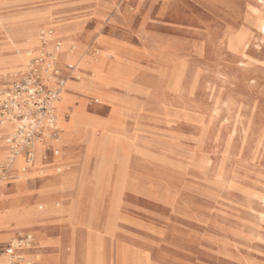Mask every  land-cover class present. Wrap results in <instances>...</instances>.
<instances>
[{
  "label": "rangeland",
  "instance_id": "obj_1",
  "mask_svg": "<svg viewBox=\"0 0 264 264\" xmlns=\"http://www.w3.org/2000/svg\"><path fill=\"white\" fill-rule=\"evenodd\" d=\"M3 1L0 38L9 48L5 29L23 35L24 21L43 3L6 9ZM89 1L100 7L71 15L84 21L82 29L66 31V38L58 29L63 20L56 18L27 46L38 43L40 32L54 30L72 57L63 64L75 66L92 55L88 73H94L100 101L88 103L93 93H71L68 82L59 109L71 111L66 122L93 113L108 139L73 224L60 209L78 193L72 191L74 175L87 167L82 131L88 126L78 124V143L64 146L62 137L56 158L44 148L33 161L23 157L26 166L40 159L41 168L53 157L56 163L27 180L35 179L40 190L55 179L48 190H60L49 204L31 200V208L46 215L44 226L54 238L76 229L70 247L76 264H264V36L254 25L256 17L264 19V0ZM78 2L53 1L65 7ZM107 2L111 7L104 9ZM98 8L103 16L93 15ZM169 10L182 19L169 18ZM9 14L17 15L5 18ZM102 38L110 49L98 45ZM24 67L5 70L3 77ZM2 127L8 135L9 125ZM16 175L0 186V251L2 242L24 233L36 241V232L29 231L36 227L1 229L14 208L25 207L12 200L19 195ZM59 245L39 253L34 263L53 264Z\"/></svg>",
  "mask_w": 264,
  "mask_h": 264
},
{
  "label": "bare ground",
  "instance_id": "obj_2",
  "mask_svg": "<svg viewBox=\"0 0 264 264\" xmlns=\"http://www.w3.org/2000/svg\"><path fill=\"white\" fill-rule=\"evenodd\" d=\"M30 15H29L30 16L29 19L24 24V34L23 35L12 36L11 33L9 32V30L5 29V31L8 34V39L11 42V46L8 49L12 51L13 58L11 60L12 61L11 63L10 62L7 63L6 62L7 60L4 58L0 59V66L1 65L3 66V72L5 70H9V69L14 68V67L16 69L20 65L22 67V64H24L26 67V65L28 63L29 53L32 50H34V49L36 50L38 47H40V38H39V41L36 45H31L30 47L27 46L28 39L31 36H34L35 33L41 27L47 26L49 24V22L56 19L54 17V15L51 14V12L49 10H47V11H41L40 9L37 11L32 10ZM167 16L174 21H180L182 19L181 16H179L178 14L174 13L171 10H169ZM122 17H124V16H122ZM61 24H62V26H60V28L58 27V29H60L64 32V35L66 38H67L66 31H68L72 34L74 33V30H72L74 27H72V28L70 27V25L73 26L71 20H63ZM254 25H255L257 31L259 32V34L261 36H264V19L256 17L254 20ZM44 31L45 32H51V34L48 33L47 39L52 40V41L57 40V41L61 42V40H59L57 38V34L55 33L56 31H54V30H44ZM107 43H108V41L105 38H102L98 45H100L101 48L107 49V47H109L108 49H110L109 45L106 47ZM80 44H82V42H80ZM151 47H153V46H151ZM28 48H29V50H28ZM163 48H164V46H163ZM56 54H58V56L60 58V62L62 61V63H63V60L72 58L67 51L62 50V42H61V47L58 51H56ZM89 55H90V58H85V57L81 58L80 57L78 62L75 63L74 67L76 68V72H74V74L72 75V78L68 82H70V92L71 93L72 92L82 93L84 91L87 93H93V94H91L92 98L90 100H88V103L93 104V102L95 100H97L98 102L100 100L96 96V94H97L96 92L98 91V86L96 85L94 78H92V77H94V73H91V74L88 73V66L92 63V57H91L92 55L91 54H89ZM176 65L177 64H175V66ZM20 68H18V69H20ZM173 70H174V68H173ZM121 71H122V69L119 70L120 73H122ZM9 74L10 73L5 74L3 78L7 77ZM172 74H174L173 71H172ZM68 82L66 83V85H65V87H64V89L60 95L59 100L56 102L57 125L61 129V132L58 135V137L55 139H50V140L48 139V140H45L44 142L36 143L34 146L33 159L30 161L34 160L35 155L38 152L37 150L38 149L41 150L43 148L46 149V153L51 152L52 156L56 155L54 157L55 158L58 157V155L60 154V144H61L62 137H63L64 146H66V143L67 144H69L71 142L78 143L77 138L75 136V133L76 132L78 133V128H79L78 124H80L81 126H85V127L88 126L87 128H89V129L87 130V132L85 130L82 131L84 134H87L85 136L83 134L84 140H85L84 145L86 146V151H87V155H88L87 167H86L83 175H81V174L80 175L77 174L76 176L74 175L75 180H74L73 185H72V191L78 190V193H75V195H71L72 201L67 208L65 206H62V209H60L61 212L66 211V212L70 213V219H71L70 221H72V224H73L74 223L73 215L78 210V203H79V199H80L79 197L82 194L83 188L85 186V182L88 179L89 173L90 172L94 173V170H95L94 165L96 163V158L99 156L100 151L104 148L105 143H103V141L104 140L107 141L108 138H104V134H103L104 132L107 131V128L102 127V124L99 123L100 122L99 118H96L93 115V113H91V114L80 113V114L75 115V118L72 122H66L71 117V111L68 110V111H65L64 113H62L61 110L59 109V103H61L63 94L67 88ZM69 95H70V93L65 94V96H66L65 100L66 101L68 100ZM114 96H115V94H114ZM94 97H96V98H94ZM109 103H110V101H109ZM138 104H140V103H138ZM94 111L99 113L100 111H102V109L98 110V109L94 108ZM0 124H1L0 131H1V129H6L5 127H2L3 124L9 125L7 122L2 121L1 119H0ZM9 130H10L9 134H11L13 129L10 125H9ZM65 130H66V133H64ZM1 132H0V139L2 140V137L4 134ZM63 133H64V135H63ZM80 135L82 136V134H80ZM1 140H0V145H3L4 142H2ZM38 155H39V153H38ZM4 156H5V158H4L5 160H8L9 162H11L10 171H11L12 175L16 174V172H18V175H16L18 180H16L14 182V189L16 190V192L18 194H20L23 190L22 188L26 185L27 180L35 174L33 172L36 171L37 168L39 167L38 165H39L40 159H37L36 162L32 165L26 166L25 164H23L24 162H23V156L22 155H19V156H16V157L10 159L9 152H7L4 154ZM54 157L52 159H54ZM45 158H47V156H45ZM13 165H15V167ZM18 167H20V168L18 169ZM24 168H26L25 173L22 172V170ZM37 173L38 172L36 171V174ZM9 176L4 177L0 181V186L5 181V179ZM13 203L18 204L21 202L13 201ZM28 210L29 209L26 208V206L23 209H21V211H19L18 208H14V210H12L11 213H9L10 214V215H8L9 218L6 222L3 223V225L1 226V229H3L5 232L6 231L12 232L18 228L36 227L35 226L36 224L34 222V217H37L38 213H36L35 211H28ZM24 234H28V233H24ZM24 234H21V235H24ZM29 234L32 235V233H29ZM13 239H16V237ZM13 239H11V240H13ZM71 244H72V239L70 237L63 236L62 240L60 241V245H59V249H58L60 252V257H59L60 259L58 261V264H72L73 263L72 262L73 257L70 254ZM45 245H46V242H44V240H42L40 234L36 233V244H35V248H33L34 251H36V252L35 253H29V254L24 253L23 259L18 261L16 264H36V263H34L35 262L34 260L37 258L39 253L43 252L41 249ZM0 264H5V260L1 255H0Z\"/></svg>",
  "mask_w": 264,
  "mask_h": 264
},
{
  "label": "built area",
  "instance_id": "obj_3",
  "mask_svg": "<svg viewBox=\"0 0 264 264\" xmlns=\"http://www.w3.org/2000/svg\"><path fill=\"white\" fill-rule=\"evenodd\" d=\"M48 33L51 34L40 32V47L29 53L26 67L10 73L0 84V119L13 129L4 141L10 159L22 155L26 163L33 159L36 143L55 139L60 134L56 102L75 70L72 64L61 65L56 54L61 42L47 39ZM10 164L0 166V181L12 175ZM33 244V235H20L9 241L0 255L5 264H16Z\"/></svg>",
  "mask_w": 264,
  "mask_h": 264
},
{
  "label": "crops",
  "instance_id": "obj_4",
  "mask_svg": "<svg viewBox=\"0 0 264 264\" xmlns=\"http://www.w3.org/2000/svg\"><path fill=\"white\" fill-rule=\"evenodd\" d=\"M53 1L55 0H6V1H3V4H4V8L6 9H14V8H18V7H21L22 5L24 6H31V5H39V4H42L43 3V6L41 8H39L41 11H47L49 10L51 12V14L54 15L55 18L57 19H62V20H71L72 25H70V27H74V28H79V29H82V26L84 24V21H74L72 18H71V15H73V13H76L78 12L79 10L78 9H83L84 7L85 8H90V7H95V6H98L100 7V4L97 5V3L95 1H89V0H75V1H79L76 5V3H74L75 5H70V7H65V6H59V5H56L55 3H53ZM83 2H86V3H83ZM27 4V5H26ZM113 5V4H112ZM35 7H38V6H35ZM82 7V8H81ZM102 7V6H101ZM111 7V4H109L108 2L104 4V9H108ZM35 9V8H34ZM93 15L96 16V17H99V16H103L104 14V11L101 10V9H97L96 11H93ZM17 15V14H15ZM14 14H9L7 16H5V18H9V17H13L15 16ZM92 15V14H91ZM24 22H27V21H24ZM76 23V24H75ZM0 56L4 59H6L7 63L8 62H12V58H13V53L11 50H9L7 48V44H6V39L4 38V36L2 38H0ZM61 65H64L61 61ZM3 66L1 65L0 66V82L3 81ZM79 96H84L82 94H77ZM5 130V131H4ZM2 131V132H1ZM1 133H5V136L6 134L8 133L7 129H1ZM4 136V137H5ZM1 140V139H0ZM2 142H4L3 145H0V161H5V156L4 154L8 152V148L5 144V141L4 139L1 140ZM4 149V150H3ZM6 149V150H5ZM47 155V154H46ZM48 157V156H47ZM56 163L55 161L51 158L50 160L45 159L44 160V164L42 165L41 168H37L36 171H39V170H42V169H45L47 167V169H50L51 167L55 166ZM36 171H34L33 173L36 174ZM16 172V171H15ZM55 179L52 180V181H49V182H46V184L39 190V189H36V186H35V179H31L30 181H28V183L22 188V192L13 197V201H17V202H21V203H24L26 208H28L29 210L28 211H34L33 208H31V204H30V201L33 200V199H44L46 203H50L48 200H49V196L51 195H54L56 194L57 192H59L60 190L58 189H49V186L51 184H54L56 182ZM51 186H54V185H51ZM60 195V194H59ZM70 205V203H67V206L66 208ZM65 206V205H64ZM48 210H53V209H48ZM45 218H46V215H38L37 217H34V222H35V226H36V229H29V231H35L36 233L40 234L42 240H44V242H46V245L44 247H42V251L45 252L51 245H54V244H57L58 242H60L63 238L58 236V238H54L50 235V228L49 227H46L44 226L45 225ZM76 232V229H73L71 228L68 233H73L72 235L68 234V235H65V237H70L73 241V235L74 233ZM29 234V233H28ZM33 235V234H32ZM70 235V236H69ZM20 236V235H19ZM17 236V237H19ZM16 237V238H17ZM34 237V235H33ZM9 242V241H8ZM8 242H2V243H5V245L8 243ZM1 244V243H0ZM36 244V241H35V238H34V244H33V247L27 251L26 253H35L36 251H34V246ZM38 246V245H37ZM40 250V249H39ZM59 257L56 258V260L53 261V264H58V261H59ZM72 264H76L75 263V260H74V255H73V258H72Z\"/></svg>",
  "mask_w": 264,
  "mask_h": 264
}]
</instances>
